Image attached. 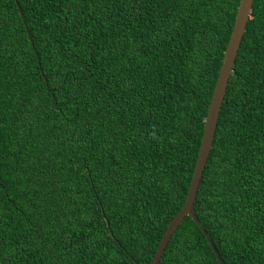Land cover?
Masks as SVG:
<instances>
[{
    "label": "trees",
    "instance_id": "obj_1",
    "mask_svg": "<svg viewBox=\"0 0 264 264\" xmlns=\"http://www.w3.org/2000/svg\"><path fill=\"white\" fill-rule=\"evenodd\" d=\"M240 0H0V264H150L183 207ZM195 212L264 264V0ZM159 264H221L187 215Z\"/></svg>",
    "mask_w": 264,
    "mask_h": 264
},
{
    "label": "water",
    "instance_id": "obj_2",
    "mask_svg": "<svg viewBox=\"0 0 264 264\" xmlns=\"http://www.w3.org/2000/svg\"><path fill=\"white\" fill-rule=\"evenodd\" d=\"M253 4H254V0H240L235 24L227 48L225 50L219 76L214 88L211 103L209 105L207 117L204 124L201 146L199 149L197 162L195 165L193 177L190 183V187L188 190L185 203L183 207L180 209V211L177 213V215L168 225L150 264H159L164 254L165 248L169 243V240L171 239L173 233L176 231L178 226L182 223V221L187 215L192 216V218L200 226V228L206 235L208 241L210 242L214 252L216 253L220 263L226 264L222 256L218 252V249L216 248L208 231L206 230V228L204 227V225L202 224V222L200 221L199 217L195 212V201L201 183V179L203 176V172L205 170L208 157L213 147L215 132H216L222 104L225 98L227 86L234 70L235 60L237 58L238 51L241 47V41L245 34L248 21L250 20L252 15Z\"/></svg>",
    "mask_w": 264,
    "mask_h": 264
}]
</instances>
